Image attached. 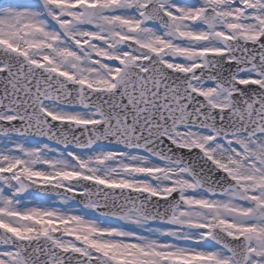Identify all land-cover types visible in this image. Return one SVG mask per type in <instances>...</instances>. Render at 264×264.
Instances as JSON below:
<instances>
[{
    "label": "snow or ice",
    "instance_id": "snow-or-ice-1",
    "mask_svg": "<svg viewBox=\"0 0 264 264\" xmlns=\"http://www.w3.org/2000/svg\"><path fill=\"white\" fill-rule=\"evenodd\" d=\"M0 264H264V0H0Z\"/></svg>",
    "mask_w": 264,
    "mask_h": 264
}]
</instances>
